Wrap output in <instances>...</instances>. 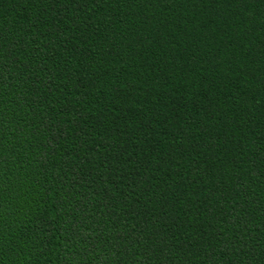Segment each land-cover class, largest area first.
<instances>
[{
	"label": "trees",
	"instance_id": "1",
	"mask_svg": "<svg viewBox=\"0 0 264 264\" xmlns=\"http://www.w3.org/2000/svg\"><path fill=\"white\" fill-rule=\"evenodd\" d=\"M0 264H264V0H0Z\"/></svg>",
	"mask_w": 264,
	"mask_h": 264
}]
</instances>
